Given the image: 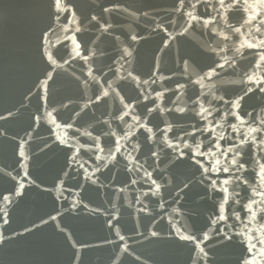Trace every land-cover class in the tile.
<instances>
[{
  "label": "water",
  "instance_id": "95a60500",
  "mask_svg": "<svg viewBox=\"0 0 264 264\" xmlns=\"http://www.w3.org/2000/svg\"><path fill=\"white\" fill-rule=\"evenodd\" d=\"M237 7L0 0V264H264V0Z\"/></svg>",
  "mask_w": 264,
  "mask_h": 264
},
{
  "label": "snow or ice",
  "instance_id": "6c2138e0",
  "mask_svg": "<svg viewBox=\"0 0 264 264\" xmlns=\"http://www.w3.org/2000/svg\"><path fill=\"white\" fill-rule=\"evenodd\" d=\"M181 2H183V0H181ZM218 3L222 9H226L228 11H233V10L239 11L240 9L237 6L240 5L241 0H218ZM56 4H57V7H59L61 4V0H56ZM244 10L246 11L247 9H244ZM255 19H256L255 16H251V17H249L248 20H245V23L246 24L251 23V21L255 20ZM260 23L264 24V19H261ZM234 30L239 31V29H234ZM262 44H264V42H262ZM241 46L243 47L244 45H241ZM247 46L248 47H256V45H253V44H248ZM262 59H264V57H262ZM249 79L251 80L252 78L249 77ZM236 154L239 155V153H236ZM233 162H235V160ZM241 167H242V165H241ZM224 171H228V169L225 168ZM254 247H255V245H251L250 251H251V248H254Z\"/></svg>",
  "mask_w": 264,
  "mask_h": 264
}]
</instances>
